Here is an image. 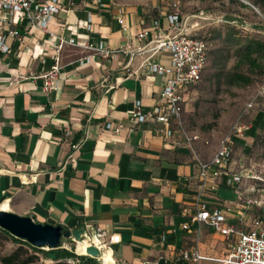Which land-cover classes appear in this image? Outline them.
<instances>
[{"label": "crops", "instance_id": "crops-1", "mask_svg": "<svg viewBox=\"0 0 264 264\" xmlns=\"http://www.w3.org/2000/svg\"><path fill=\"white\" fill-rule=\"evenodd\" d=\"M59 8L48 26L53 36L19 15L21 35L2 31L9 51H0V202L36 222L100 228L115 264H186L177 252L195 245L205 264L224 257L236 236L228 242L204 222L182 229L199 206L220 208L237 231L264 216L260 202H242L227 188L234 185L203 188L202 143L193 151L175 117L163 123L151 114L164 110L166 75L148 64H170L168 50L152 48L158 35L178 32L171 12L155 17L113 0H61ZM142 31L148 35L140 40ZM60 35L76 43L58 48ZM54 66V86L46 89ZM189 88L181 92L187 130ZM138 108L144 121L132 118ZM32 174L36 181L26 183Z\"/></svg>", "mask_w": 264, "mask_h": 264}, {"label": "rangeland", "instance_id": "rangeland-1", "mask_svg": "<svg viewBox=\"0 0 264 264\" xmlns=\"http://www.w3.org/2000/svg\"><path fill=\"white\" fill-rule=\"evenodd\" d=\"M118 6H140L159 17L176 11L184 32L202 37L208 42V61L201 81L190 87L185 122L190 133L200 136L203 149L201 159H211L222 138L231 134L235 126L248 127L243 137L232 145L230 172L243 174L239 183L227 186L237 190L239 200H257L258 216H264V52L262 67L249 73L248 85H231L228 76L237 62L235 44L249 39L264 43V8L255 0H113ZM263 120V124L259 125ZM254 132L250 137V130ZM208 141V143H205ZM197 142V141H196ZM200 155V154H199ZM229 196V195H228ZM225 198V197H224ZM225 199H230L227 197ZM229 201V200H228ZM252 205V203H251ZM19 242L0 232V256L12 254ZM17 264H73L69 259L55 260L47 249L33 251L21 247ZM76 254H84L73 238H62L61 247ZM84 253H81V252ZM31 259V262L26 260ZM95 264L101 262L95 258ZM0 264H3L0 261Z\"/></svg>", "mask_w": 264, "mask_h": 264}, {"label": "built area", "instance_id": "built-area-1", "mask_svg": "<svg viewBox=\"0 0 264 264\" xmlns=\"http://www.w3.org/2000/svg\"><path fill=\"white\" fill-rule=\"evenodd\" d=\"M61 0H0V51L7 52L9 47L4 42L2 31L7 27V32L14 37L21 35L20 27L15 20V15L24 18L30 27H35L51 36L54 34L48 31V26L53 16L59 11ZM119 22L126 26L123 19ZM170 26L178 29L172 36L156 37V45L153 50H168L171 54L169 65L160 63H149V70L153 73L166 75V81L162 90V97L165 100L164 110L156 107L151 114L160 122L166 123L171 116L176 118L179 130L188 146L194 151V143L200 140L196 133H190L183 122V96L181 92L189 87L197 85L201 79L203 71L208 61L209 46L207 40L202 37L190 35L181 30V20L179 14L174 11L169 15ZM148 31L138 34L140 40L146 39ZM58 48L63 43L75 44L72 38L66 39L60 35L58 37ZM57 42L55 45H57ZM103 50V46L99 47ZM57 66L45 75V88L54 86L53 80L57 72ZM133 119L144 121L146 115L139 108L132 114ZM110 126V125H108ZM121 125L117 126L119 130ZM248 129L246 126H235L233 132L222 138L219 146L209 161L196 158L200 168V178L203 188L212 190L220 185H236L243 177V174L231 173L229 166L232 157V145L235 137H243ZM208 143V141H205ZM25 182H35L36 175H29ZM250 202V201H249ZM226 213L218 207H208L206 204L199 206L196 215L191 217L190 222L182 224V229L189 230L191 223L204 222L219 231L229 243L225 256L207 264H264V217H255L251 227L246 230L237 231L233 226L227 225ZM103 233L100 228L84 233L82 240H89V245H95L102 252L107 249L106 243L101 241ZM77 242V241H76ZM78 255H86L80 254ZM88 256V255H86ZM176 258L186 264H205L206 259L197 245L190 248H183L177 252ZM100 260L99 258H97ZM72 262V260H70ZM102 264V262L98 263Z\"/></svg>", "mask_w": 264, "mask_h": 264}, {"label": "water", "instance_id": "water-1", "mask_svg": "<svg viewBox=\"0 0 264 264\" xmlns=\"http://www.w3.org/2000/svg\"><path fill=\"white\" fill-rule=\"evenodd\" d=\"M0 228L33 246L47 250L60 248L62 238H73L75 241L82 240L86 232L85 228L69 230L61 224L53 225L36 222L30 216H22L3 209H0ZM100 254V249L95 245L87 246L86 255L99 258ZM50 255L54 257V254Z\"/></svg>", "mask_w": 264, "mask_h": 264}, {"label": "trees", "instance_id": "trees-1", "mask_svg": "<svg viewBox=\"0 0 264 264\" xmlns=\"http://www.w3.org/2000/svg\"><path fill=\"white\" fill-rule=\"evenodd\" d=\"M255 4L261 6L264 8V0H255ZM237 45L236 48V55H237V62L235 64V70L231 72V74L228 76L227 82L231 85H248L249 83L252 82V77L250 74L243 73L241 71V68L243 66L247 67V70L249 73L255 72L257 69L262 67V53L264 52V43L260 40H255V39H249L247 40L244 44L240 43V40L238 39L237 42L235 43ZM263 124V120L260 121L259 125ZM235 141H239L237 137L234 138ZM231 164V163H230ZM229 171H230V166H229ZM232 173V172H231ZM0 232L4 233L8 237H10L12 240H15L19 242V247L15 252L12 254L6 255V256H0V261L3 264H17L18 259H19V250H22L21 247L28 246L33 249V251H43L42 248L36 247L28 243L27 241L17 238L13 235H11L9 232L6 230L0 228ZM49 251L50 254H54V259L55 260H60V259H84L85 260H96L95 258H92L90 256L86 255H78L74 251H70L65 248H56V249H51ZM51 256V255H50ZM32 260H26L27 262H31ZM95 264V262H93Z\"/></svg>", "mask_w": 264, "mask_h": 264}, {"label": "bare ground", "instance_id": "bare-ground-1", "mask_svg": "<svg viewBox=\"0 0 264 264\" xmlns=\"http://www.w3.org/2000/svg\"><path fill=\"white\" fill-rule=\"evenodd\" d=\"M9 208L8 201L3 200L0 202V209L7 210ZM89 240H79L77 241V244L79 247H81L84 252L86 253V248L89 244ZM83 251L81 253H84ZM84 253V254H85ZM99 259L101 260L102 264H115V260L112 254L111 249H103Z\"/></svg>", "mask_w": 264, "mask_h": 264}]
</instances>
